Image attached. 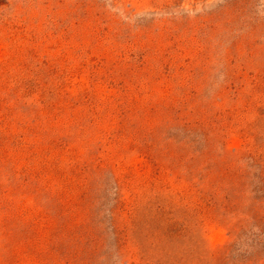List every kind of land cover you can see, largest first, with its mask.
I'll list each match as a JSON object with an SVG mask.
<instances>
[{"label":"rangeland","instance_id":"rangeland-1","mask_svg":"<svg viewBox=\"0 0 264 264\" xmlns=\"http://www.w3.org/2000/svg\"><path fill=\"white\" fill-rule=\"evenodd\" d=\"M0 264H264V0H0Z\"/></svg>","mask_w":264,"mask_h":264}]
</instances>
